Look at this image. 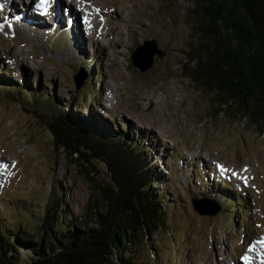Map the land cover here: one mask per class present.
I'll return each instance as SVG.
<instances>
[{"label": "rangeland", "instance_id": "374dc122", "mask_svg": "<svg viewBox=\"0 0 264 264\" xmlns=\"http://www.w3.org/2000/svg\"><path fill=\"white\" fill-rule=\"evenodd\" d=\"M70 1L0 0V222L38 237L47 206L61 199L75 214L94 199L54 146L45 122L55 114L53 95L58 107L74 100L80 117L144 142L152 157L170 224L140 238L138 264H220L219 257L232 264L239 253H256L264 237V136L246 118L217 114L215 93L187 75L194 1L73 0L71 11L83 10L78 30H64L54 18L58 9L57 20L67 15ZM148 39L165 54L143 72L132 54ZM228 197L244 201L230 215ZM200 200L208 214L193 206Z\"/></svg>", "mask_w": 264, "mask_h": 264}, {"label": "trees", "instance_id": "16d2710c", "mask_svg": "<svg viewBox=\"0 0 264 264\" xmlns=\"http://www.w3.org/2000/svg\"><path fill=\"white\" fill-rule=\"evenodd\" d=\"M193 1L187 75L215 93L217 114L246 118L264 136V0ZM49 99L55 114L45 122L54 146L88 180L94 199L75 214L61 199L47 206L38 237L0 222V264H138L140 238L170 224L152 157L128 134H114L93 115L80 117L74 100L58 107ZM238 201L228 197V215Z\"/></svg>", "mask_w": 264, "mask_h": 264}, {"label": "bare ground", "instance_id": "6f19581e", "mask_svg": "<svg viewBox=\"0 0 264 264\" xmlns=\"http://www.w3.org/2000/svg\"><path fill=\"white\" fill-rule=\"evenodd\" d=\"M35 2H33L34 4ZM49 3V2H48ZM39 4V3H38ZM56 5V4H55ZM58 6V5H57ZM72 6H74V2L73 0L70 1L69 3V8H67V15L65 17H62V15L59 16L58 20L56 19L58 14H59V11L60 9H58V12L57 14L55 15V18H54V22L57 23V24H60L61 28H63L64 30H70V29H74L73 26H76L77 28V19H78V15H79V12H82L83 10L80 9V8H77L75 10H77V13L74 14V12H72ZM14 7V6H13ZM39 7L41 9V6L39 4ZM59 7H60V4H59ZM15 8V7H14ZM29 9H32L30 7H27ZM92 12V11H91ZM34 13V11H33ZM20 14V13H19ZM83 14V13H81ZM21 15V14H20ZM41 15H42V9H41ZM84 15V14H83ZM88 14L85 13V20L86 18L89 19V16H87ZM92 16V15H91ZM94 17V16H93ZM24 19V18H23ZM44 20V19H43ZM15 22V21H14ZM28 23V22H27ZM85 23H88V21L86 20ZM40 25V24H39ZM70 26V27H69ZM38 26H35V28L37 29ZM39 28V27H38ZM74 30H78L77 29H74ZM81 36V35H80ZM101 41V40H100ZM82 43V41H81ZM107 43V42H106ZM116 44L119 45V42H116ZM117 46V45H116ZM3 168V167H2ZM1 169V168H0ZM5 173H7L6 170H3ZM4 173V174H5ZM3 174V173H2ZM4 176V175H3ZM259 241H260V247L259 246H255L256 248L255 249H258L256 253H252V252H247L245 251L244 252V255L242 254H238L237 258L235 260H233V263L232 264H264V237L263 238H259ZM253 247V246H252ZM254 249V250H255ZM253 250V252H255ZM219 262L220 264H229L228 262H226V260H224L222 257H219Z\"/></svg>", "mask_w": 264, "mask_h": 264}, {"label": "water", "instance_id": "95a60500", "mask_svg": "<svg viewBox=\"0 0 264 264\" xmlns=\"http://www.w3.org/2000/svg\"><path fill=\"white\" fill-rule=\"evenodd\" d=\"M155 54H158L155 58ZM165 52L157 47L156 42L153 39L146 40L142 45H139L132 54L133 64L140 68L141 71H147L152 67L155 60H160L164 56ZM78 87L81 86V82H78ZM207 201H193V206L201 214H208L204 205ZM215 211L214 213H216Z\"/></svg>", "mask_w": 264, "mask_h": 264}, {"label": "snow or ice", "instance_id": "6c2138e0", "mask_svg": "<svg viewBox=\"0 0 264 264\" xmlns=\"http://www.w3.org/2000/svg\"><path fill=\"white\" fill-rule=\"evenodd\" d=\"M48 2H49V0H41V3L42 4H48ZM47 9H45V11H46Z\"/></svg>", "mask_w": 264, "mask_h": 264}]
</instances>
